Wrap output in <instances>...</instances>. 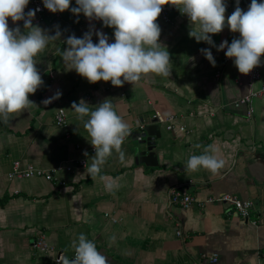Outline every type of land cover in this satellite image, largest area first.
<instances>
[{"label": "crops", "instance_id": "obj_1", "mask_svg": "<svg viewBox=\"0 0 264 264\" xmlns=\"http://www.w3.org/2000/svg\"><path fill=\"white\" fill-rule=\"evenodd\" d=\"M250 3L240 0L241 9L247 11ZM225 4L227 17L236 0ZM76 6L71 0L70 9ZM32 9L30 1L25 12ZM70 9L53 13L45 8L43 20L34 24L50 34L59 26L62 36L35 58L43 83L29 95L34 104L12 114L8 124L0 123V264H56L61 254L70 259L72 241L81 233L108 264H264V96L253 99L252 116L247 104H238L264 85V57L257 66L261 77L252 82L226 57L227 49L190 38V20L176 7L170 21H156L161 50L170 55L168 76L144 74L134 85L119 87L110 81L93 84L66 70L63 41L94 30L113 43L114 29ZM8 23L17 26L11 18ZM17 23L23 32V21ZM210 35L216 46L240 38L227 26ZM92 39L98 43V36ZM205 48L211 49L215 66L201 53ZM58 91L60 98L42 103ZM81 99L92 109L110 99L132 134L122 144L124 160L113 151L91 176L86 167L96 153L89 151L93 146L84 121L71 109ZM59 109L66 113L63 125L56 122ZM142 125L161 134L149 163L136 159ZM208 145L215 146L224 166L215 173L186 171L189 157L203 154ZM81 158L88 164L67 168ZM17 161L57 179L11 177ZM174 186L196 197L191 207L170 201ZM224 194L252 200L250 218L229 213V202L207 201ZM35 240L47 245L46 251L35 247Z\"/></svg>", "mask_w": 264, "mask_h": 264}, {"label": "clouds", "instance_id": "obj_2", "mask_svg": "<svg viewBox=\"0 0 264 264\" xmlns=\"http://www.w3.org/2000/svg\"><path fill=\"white\" fill-rule=\"evenodd\" d=\"M29 2L0 0V123L4 124L12 120V114L34 104L29 95L43 83L35 58L50 42L58 41L62 36L59 26H56L55 34H50L49 30L33 24L40 9L26 13ZM42 2L53 13L69 10L71 4V0ZM167 4L176 6L189 18L190 38L213 45L218 51L227 49L226 57L234 59L241 74H248L260 65L261 57H264V3L258 0H251L247 11L241 9L240 0H236L234 12L227 17L225 0H76L77 6L71 7V12L103 21L105 27L114 29L115 41L109 43L105 33L94 30L85 32L82 38L75 34L68 36L63 41L68 47L61 53L66 70H75L89 83L110 81L117 87L125 82L134 85L144 74L168 76L170 55L161 50V28L156 22ZM9 18L17 24L15 28L9 27ZM20 21H23V32L17 23ZM225 26L233 33L238 32L240 38H234L231 44L224 40L216 46L210 34L222 32ZM93 35L98 36V43H93ZM200 51L213 66L216 65L211 49ZM60 96L58 91L42 103L50 104ZM71 109L84 121V128L91 138L89 141L95 149L93 163L86 167L90 176L113 151L119 154L121 161L124 160L122 144L129 134V126L117 114L110 99L95 105L94 109L81 99L79 103L73 102ZM216 151L214 145H208L203 154L190 156L185 170L204 168L215 173L225 164L223 159L217 158ZM84 155L87 156V152ZM114 240L115 236L110 237V241ZM71 247L74 258L69 260L61 254L56 264H108L107 257L83 233L78 241H72Z\"/></svg>", "mask_w": 264, "mask_h": 264}, {"label": "built area", "instance_id": "obj_3", "mask_svg": "<svg viewBox=\"0 0 264 264\" xmlns=\"http://www.w3.org/2000/svg\"><path fill=\"white\" fill-rule=\"evenodd\" d=\"M31 4L33 6V9H37L39 8L40 10L36 12V17L33 20V24L35 23H39L43 20L44 17V12H45V7L43 5L42 0H30ZM176 7L172 4H167L164 5L162 8V12L160 14L159 17H161L163 20L165 21H170L171 17H170V11L172 9H175ZM250 79L252 82L259 80L261 77V74L259 72V69L257 67H255L250 73ZM259 96H264V85L257 89V90H253L251 91V93L249 95H247L246 97L242 98L240 101H238V104H242L245 103L248 105V115L252 116L253 114V108H252V101L255 97H259ZM156 117V116H155ZM167 120L169 121L168 124V128H172V122L174 120V118L172 116L168 117ZM67 121L66 118V113L64 111V109H59L57 111L56 114V122L58 125H63L65 124ZM144 125L141 126L142 129H144ZM182 130L185 129V126H181L180 127ZM131 133L129 132V134L127 135V137L125 139H127L128 137H131ZM137 139L141 140L142 136L141 135H136ZM89 151L94 152L95 153V149L94 147L90 148ZM87 164V161L85 158H81L80 160L77 161V163L73 166H68L67 168L73 169L74 167H84ZM11 177H32V176H43L45 177L47 180H56L57 177H55L54 173L50 172V171H46L45 169H39L36 168L34 165H28L26 168H22L21 167V163L19 161L14 163V167L13 170L10 174ZM214 200H220V201H225V202H229L230 206H231V210L229 213L231 214H235V215H239L244 219H248L250 218V214H251V209L253 207V202L252 200H242L238 197L229 195V194H224L221 195L219 197H209L207 199V201H214ZM170 201L174 204L177 205H181L183 208H189L193 205V203L196 201V197L194 195H192L189 192H183L179 186H174L170 189ZM253 222H256L255 220H253ZM180 234V231H179ZM34 246L37 248H40L43 251H46V249L48 248L47 245L43 244L41 242V240H35L34 241ZM60 256V255H59ZM59 256L57 257V259L59 258ZM74 258V252L71 255L70 259ZM69 259V260H70Z\"/></svg>", "mask_w": 264, "mask_h": 264}, {"label": "water", "instance_id": "obj_4", "mask_svg": "<svg viewBox=\"0 0 264 264\" xmlns=\"http://www.w3.org/2000/svg\"><path fill=\"white\" fill-rule=\"evenodd\" d=\"M140 135L142 136L141 140L135 138L139 143L136 159L138 161L149 163L150 159H152L153 157L155 158V138L161 137V134L159 132L151 130V127L147 126L145 127V130L140 133Z\"/></svg>", "mask_w": 264, "mask_h": 264}]
</instances>
